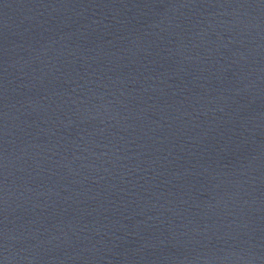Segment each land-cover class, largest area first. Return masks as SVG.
Listing matches in <instances>:
<instances>
[{
	"label": "water",
	"instance_id": "water-1",
	"mask_svg": "<svg viewBox=\"0 0 264 264\" xmlns=\"http://www.w3.org/2000/svg\"><path fill=\"white\" fill-rule=\"evenodd\" d=\"M3 264H264V0H0Z\"/></svg>",
	"mask_w": 264,
	"mask_h": 264
},
{
	"label": "snow or ice",
	"instance_id": "snow-or-ice-1",
	"mask_svg": "<svg viewBox=\"0 0 264 264\" xmlns=\"http://www.w3.org/2000/svg\"><path fill=\"white\" fill-rule=\"evenodd\" d=\"M0 264H3V262H2V261H0Z\"/></svg>",
	"mask_w": 264,
	"mask_h": 264
}]
</instances>
